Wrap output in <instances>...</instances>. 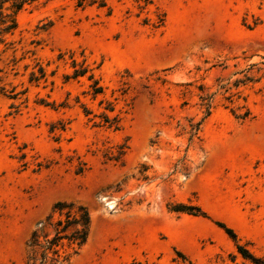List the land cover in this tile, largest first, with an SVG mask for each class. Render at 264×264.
<instances>
[{
	"label": "rangeland",
	"instance_id": "rangeland-1",
	"mask_svg": "<svg viewBox=\"0 0 264 264\" xmlns=\"http://www.w3.org/2000/svg\"><path fill=\"white\" fill-rule=\"evenodd\" d=\"M104 2L0 45V264L59 202L92 219L69 264H245L227 228L262 255L264 0Z\"/></svg>",
	"mask_w": 264,
	"mask_h": 264
},
{
	"label": "trees",
	"instance_id": "trees-1",
	"mask_svg": "<svg viewBox=\"0 0 264 264\" xmlns=\"http://www.w3.org/2000/svg\"><path fill=\"white\" fill-rule=\"evenodd\" d=\"M39 1L0 0V45L5 44L8 36L12 35L17 28L16 15L26 6ZM86 4L105 6L104 0H78L79 6ZM81 72L76 70L75 76H79ZM101 92V87H95L93 94L97 95ZM106 122H110L109 119ZM54 213H58L59 217L55 223H49L52 231L48 232V226L44 223L41 228L33 232L28 242L26 264H69L72 256L87 243L92 219L86 207L59 202L54 207ZM226 230L238 242L237 250L245 264H264V253L255 254L248 243L242 244L237 240V234L233 229L227 228ZM131 264L140 263L132 262Z\"/></svg>",
	"mask_w": 264,
	"mask_h": 264
}]
</instances>
